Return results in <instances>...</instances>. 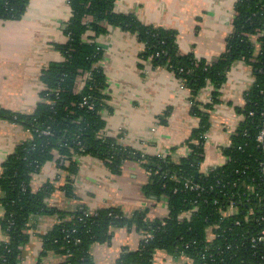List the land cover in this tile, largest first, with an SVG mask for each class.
<instances>
[{
    "label": "trees",
    "instance_id": "1",
    "mask_svg": "<svg viewBox=\"0 0 264 264\" xmlns=\"http://www.w3.org/2000/svg\"><path fill=\"white\" fill-rule=\"evenodd\" d=\"M29 1L0 0V19H21ZM115 4L116 0H69L72 16L65 29L68 41L60 46L65 61L51 65L43 73L42 102L30 115L0 110V120L22 124L31 132L30 139L4 163L0 175L5 209L0 225L7 236L0 243V264H19L21 247L29 239L26 230L30 218L54 213L63 220L45 235L44 245L46 251L65 255V264H93L90 247L107 242L110 229L121 226H135L144 235H152L143 240L139 251L124 254L121 264H152L154 253L159 250L183 254L189 264H264L263 247H252V239L264 228V142L258 139L264 129V36H260L264 29V0L237 3L227 53L211 65L192 56H180L173 31L145 26L132 15L117 13ZM103 22L137 33L146 44V55L185 79L195 95L208 83L220 86L235 61L249 62L256 82L245 95V106L239 109L244 119L224 150V165L208 172L202 170L203 135L208 130V120L197 104L192 112L201 118V126L188 141L190 154L180 161L145 159L120 147L116 140L101 136L105 127L101 111L105 108L106 83L98 65L102 50L95 40L105 31ZM252 58L254 61L250 62ZM83 73H89L90 78L77 92L76 81ZM86 96L94 109L81 106ZM38 129L52 133L47 136ZM77 155L102 159L114 173L121 172L125 159L142 162L152 172L145 192L168 199L167 216L149 220L147 211L127 216L119 208L91 213L87 207L67 214L49 207L46 198L55 187L48 184L34 191V176L56 159L60 169L69 174L60 188L71 196L73 176L78 173ZM189 180L199 189L187 188L185 183ZM232 201L237 213L227 214ZM188 212L190 216L186 215Z\"/></svg>",
    "mask_w": 264,
    "mask_h": 264
},
{
    "label": "crops",
    "instance_id": "2",
    "mask_svg": "<svg viewBox=\"0 0 264 264\" xmlns=\"http://www.w3.org/2000/svg\"><path fill=\"white\" fill-rule=\"evenodd\" d=\"M239 1L116 0L115 11L132 15L145 26L173 31L180 56L211 65L227 53ZM71 16L69 0H30L21 19H0V110L24 115L36 111L45 90L43 73L65 61L60 46L68 41L65 29ZM101 25L105 31L95 40L102 50L98 65L106 83L101 136L145 159L180 161L190 154L188 141L201 126V118L192 112L197 104L208 120L202 170L224 165V150L244 119L239 109L245 106V95L256 82L249 62L235 61L220 86L208 83L195 95L185 79L146 55V44L137 33L106 22ZM256 47L258 53L259 45ZM84 85V75L80 74L76 91H82ZM30 137L22 124L0 120V175L4 163ZM75 158L78 173L73 176V195L60 188L69 174L60 169L56 159L46 163L31 182L34 191L48 184L55 187L46 198L52 209L70 214L83 207L90 212L119 208L127 216L147 211L149 220L167 216L168 199L145 192L152 172L142 162L125 159L121 172L114 173L97 157ZM2 198L0 190V219L5 215ZM62 220L56 213L30 218L26 230L29 239L21 247L19 264H65V255L46 251L44 245L45 235ZM109 233L107 242L90 247L93 264H121L124 254L140 250L145 236L135 226L112 227ZM6 238L0 225V243ZM152 264H189V260L178 252L159 250Z\"/></svg>",
    "mask_w": 264,
    "mask_h": 264
},
{
    "label": "built area",
    "instance_id": "3",
    "mask_svg": "<svg viewBox=\"0 0 264 264\" xmlns=\"http://www.w3.org/2000/svg\"><path fill=\"white\" fill-rule=\"evenodd\" d=\"M260 36H264V29L262 31H260ZM82 75H84V81H86L87 79L90 78V74L89 73H83ZM89 99H90V97H88V96L84 97L83 98V102L81 103V106L88 105L89 109L92 110V109L95 108V105L90 103ZM251 115H253V112L251 113ZM37 131H39V133L42 132L44 135H47V136L51 135V133H52L49 129H44L42 131H40L38 129ZM28 132H30V131L28 130ZM30 135H31V132H30ZM258 139H259L260 142H264V129L261 131ZM63 161H64L63 158H61L60 165H62ZM263 172H264V167H263ZM156 174H159V172H156ZM185 185H186L187 188H189L191 190L199 189V186H196L191 180L186 181ZM263 200H264V198H263ZM250 212L252 213L253 210L251 209ZM91 213H95V212H91ZM226 213L227 214H236L237 213V207H236V203L234 201L230 202L228 210H227ZM186 215L190 216L191 212L186 213ZM151 237H152L151 234H147V235L144 236V239H149ZM259 246H262L263 249H264V228L262 229V231L256 237H254L252 239V247L253 248H257Z\"/></svg>",
    "mask_w": 264,
    "mask_h": 264
}]
</instances>
